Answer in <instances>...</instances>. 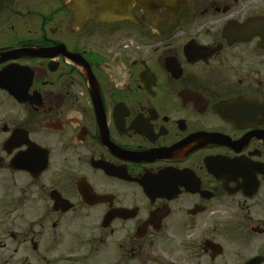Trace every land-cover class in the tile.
Instances as JSON below:
<instances>
[{
	"label": "flooded vegetation",
	"instance_id": "obj_1",
	"mask_svg": "<svg viewBox=\"0 0 264 264\" xmlns=\"http://www.w3.org/2000/svg\"><path fill=\"white\" fill-rule=\"evenodd\" d=\"M141 1L0 0V264H264V0Z\"/></svg>",
	"mask_w": 264,
	"mask_h": 264
},
{
	"label": "water",
	"instance_id": "obj_2",
	"mask_svg": "<svg viewBox=\"0 0 264 264\" xmlns=\"http://www.w3.org/2000/svg\"><path fill=\"white\" fill-rule=\"evenodd\" d=\"M117 0H72L75 3L77 14H86L94 17L96 21H102L103 23H116V16L123 14L117 7L115 2ZM143 5L140 7L149 15L150 23L154 29H159L161 22L156 19V11L158 9H164L169 18L163 24L167 27L177 26L181 24L189 15L190 9L187 0H142ZM149 3V4H145ZM111 16V17H110ZM112 17H114L112 19ZM238 105H246L250 108V103H236ZM257 105L254 110H256Z\"/></svg>",
	"mask_w": 264,
	"mask_h": 264
}]
</instances>
